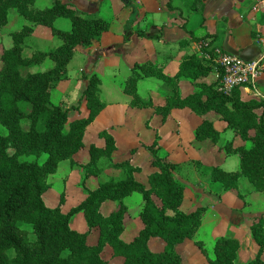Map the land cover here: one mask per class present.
Here are the masks:
<instances>
[{"label":"trees","instance_id":"trees-1","mask_svg":"<svg viewBox=\"0 0 264 264\" xmlns=\"http://www.w3.org/2000/svg\"><path fill=\"white\" fill-rule=\"evenodd\" d=\"M35 1L0 0V29L7 23L10 9L26 22L18 33L12 34L11 46L0 54V125L4 129L0 133V264H108L101 256L106 245L111 247L113 256L123 257L122 264H181L174 246L193 238L205 209L198 207L188 213L180 209L184 186L173 174L177 165L158 154L157 135L150 145H142L150 155L151 166L156 168L148 174L147 185L134 177L141 168L126 159L110 163L123 170L122 179H108L87 189L85 198L67 212L61 210L63 192L55 205L45 202L44 194L51 185L48 178L56 173L61 161L74 164L73 156L83 148L87 127L105 106L99 96L100 78L94 73L82 77L87 81L81 94L88 111L84 117L69 119V111L78 107L53 104L51 89L66 78L67 64L76 47L91 45L109 29V23L99 17L83 16L70 0H52L50 6L42 9L32 7ZM58 18L70 21L69 31L54 26ZM35 26L48 28L60 43L48 52L35 50L27 56L22 53L23 41ZM138 35L145 36L140 31ZM46 58L53 63L50 69L29 71ZM211 69L195 52L183 58L171 77L150 61L135 63L125 79L124 92L131 96L132 107H152L161 122L173 108H188L202 117L208 113L218 115L234 137L249 146L227 143L225 152L237 153L239 169L225 171L213 166L211 180L219 182L224 190H234L239 176H244L254 190L264 193V101L243 100L238 88L224 95L218 90V79L210 83L203 80ZM142 76L162 79L173 87L163 104L154 106L150 98L137 93V81ZM179 77L191 79L193 92L182 96L175 90ZM219 134L213 121L205 117L195 129L198 141L210 139L215 143ZM98 136L104 139V146L89 144V159L84 164L86 177L99 174V160L110 159L116 149L114 137L106 130ZM133 192L142 198V227L131 240L124 241L121 235L128 207L123 199ZM106 200L116 206L105 215L101 205ZM78 213L83 215L86 231L70 226L71 218ZM93 228L98 232L96 242L91 244L87 237ZM251 235L258 251L245 264H264L260 258L264 250V217L253 222ZM151 238L162 239L163 250L152 251L148 246ZM195 244L209 264H234L239 248L237 239L219 237L213 256L208 257L201 241Z\"/></svg>","mask_w":264,"mask_h":264},{"label":"crops","instance_id":"crops-1","mask_svg":"<svg viewBox=\"0 0 264 264\" xmlns=\"http://www.w3.org/2000/svg\"><path fill=\"white\" fill-rule=\"evenodd\" d=\"M135 1L138 4H136V9L139 20L132 23L129 29H126L127 31L124 30L129 23L130 10L125 8L123 4H121L122 6L118 5L120 7H117L113 16L119 19L122 28L115 32L108 20L100 16H94L95 14H91V12H85L76 4V0H70L82 15L99 17L109 23V29L95 39L91 45L85 48L77 46L75 50L74 56L81 54L83 61L86 63L85 65H88L87 71L89 72L90 70L88 75L94 73L100 78L99 96L105 106L87 127L83 136V148L73 156V165L78 162L76 156L85 152L87 153L85 162L88 161L89 144L93 143L99 147L104 146V139L98 137V134L106 130L115 139L116 149L111 155L113 163L127 159L131 165L139 166L141 170L135 172L134 177L139 182L147 185L144 181L139 180L137 175L145 172L147 173L146 176H148L156 168L151 166L150 155L142 145H150L157 135L158 154L165 156L169 161L177 165L173 170V174L184 186L180 209L186 213L194 211L198 207L205 209L201 224L193 238L185 239L182 243L174 246L175 251L181 257V264H209L207 257L201 252L195 241H201L208 257H212L214 243L219 237L238 240L239 248L234 264H245L253 259L258 251V244L251 235V225L259 218L264 217V193L254 190L252 184L244 176H239L236 189L224 190L219 182L211 180L210 171L202 174V170H204L202 166H200L201 169L198 171L196 168L189 167L190 164L186 165V163L195 161L201 163L204 167L218 166L225 171H236L239 169L237 153H222L217 156L212 152V146L215 143L211 142L210 139L198 141L195 138V129L204 117L213 121L215 129L220 134L226 128V123L221 119L214 120L209 115L210 113L202 117L188 108L171 109L165 120L161 122L160 116L154 113L152 107H132L129 104L131 96L124 92V86L125 79L130 74L131 68L135 63L150 61L153 65L159 67L165 76H174L183 58L193 53L195 43L203 38H212L225 50L244 58L258 56L260 44L256 40L257 36L254 37L252 32H264V10L260 11L259 7L258 9L256 8L255 12L253 11L252 5L255 0H202V5L197 11L192 9L195 7L193 0ZM135 1L133 2L134 4ZM87 2L91 3L92 13L99 12L98 4L100 3L97 0H87ZM119 9L124 11V13L119 14ZM60 19L55 20L54 26ZM139 31L143 32L145 36H139ZM195 31H201L202 34L195 36ZM125 34L128 35L127 39L124 38ZM72 62L73 59L67 64L66 78L59 81L51 89L50 93L51 97L52 92L57 90L63 97L68 99L69 90L74 86L77 88L78 93L75 102L62 100L59 102L65 107H78V109L69 111V119L84 117L88 112L85 101L81 99V94L87 81L84 79H73L70 72H68ZM121 63L124 65L123 69L125 72L123 71V73L119 70V68H122ZM38 65H35V67ZM74 76L76 78L77 74H74ZM216 79V71L212 67L209 75L203 80L210 83ZM136 88L137 93L143 98H150L154 106L163 104L165 97L173 92L171 85L153 76H142L137 81ZM175 90L182 96L193 92L194 87L191 79L179 77ZM102 93L107 97L106 100L101 96ZM240 93L243 100L264 101V76L258 80L254 87L248 89V91L242 89ZM77 101L80 102L78 103ZM137 121H139L140 127L134 129L133 125ZM218 124H222V127H220L222 128L221 131ZM129 134L134 137V144L121 152L119 141L127 138ZM145 135L146 138H144ZM236 139L240 140V143L236 146H247V143L243 142L239 137ZM204 145L207 146L209 151L206 154L201 151V147ZM118 157L120 158L116 159ZM141 158L145 159L143 164L139 162ZM67 165L72 167L69 161ZM207 170L209 169L207 168ZM73 171H76V168ZM92 176L93 179L96 178V176ZM50 178H48L49 183L51 182ZM101 182L103 181L100 180L96 183L95 187ZM95 187L89 189H94ZM238 193L241 195L240 197ZM134 194L136 193L133 192L125 197V201L126 198ZM85 196H83L82 200ZM72 206L75 205L62 204L61 210L67 212ZM115 206V202L106 200L101 205V212L106 215L114 210ZM139 212H137L138 215H136L135 219L131 215V223L128 224L126 218L130 211L127 209L123 220L124 230L121 235L124 241L131 240L142 227ZM78 215H81L82 219L75 220L77 221L76 227H85V229L77 231H86L87 225L81 213L74 215L71 220ZM73 229L76 230V228ZM92 232L96 233V239L93 242L95 243L97 240V228L91 230L87 241ZM164 245V241L160 238H151L148 242L149 248L156 252L163 250ZM101 256L108 264H122L123 262V257L113 256L112 249L108 245L104 247ZM260 258L264 262V250Z\"/></svg>","mask_w":264,"mask_h":264},{"label":"rangeland","instance_id":"rangeland-1","mask_svg":"<svg viewBox=\"0 0 264 264\" xmlns=\"http://www.w3.org/2000/svg\"><path fill=\"white\" fill-rule=\"evenodd\" d=\"M97 1H98V3H100V4H98L99 5V12L98 13H92L91 10L93 8L91 6V3H88L87 0H76V4L81 9H83L85 12H87V13L91 12V14H95L94 16H100V17L108 20L111 24V27H113V31H115V32L119 31L120 28H122V25L120 24L119 19L116 18L115 16H113L114 11L117 9V7L122 6L121 4H123V6L125 8H128L130 10L129 23L126 25L124 30H126V29L128 30L132 23L137 22L139 20L138 11L136 9V6L138 4L136 3L135 0H131L132 3H131V1L125 2V0H97ZM134 1H135V4L133 3ZM138 2H139V0H138ZM51 4H52V0H36L32 7L34 9H40V8L42 9V8L50 6ZM118 5H120V6H118ZM201 5H202V0H196L195 7L192 9L197 11L201 7ZM259 7H260V11L264 10V5L261 4L260 1L255 0V2L252 5L253 11L255 12L256 8L258 9ZM118 11H119V14L124 13V11H121L120 9ZM83 16L86 17V15H84V14H83ZM25 23L26 22L24 21V19L14 9L9 10L8 21L0 29V54H1V51L3 48H7V47L11 46L12 34L18 33ZM69 25H70V21L67 18H61L58 22H56L55 27L58 29H61V30H68L69 31L70 30ZM194 34H195V36H199L202 34V32L201 31H195ZM252 35L254 37L257 35L263 36L264 32L261 33L258 31L257 32L253 31ZM23 43H24V48L22 50V53L24 55L30 56L31 53L35 50L36 51L41 50V51H45V52L53 50L55 47H57L59 45L60 41L56 36H54V35L52 36V34L48 28L35 26L32 30V33L29 36H26L24 38ZM82 47L85 48L87 46H82ZM193 51L195 53H198V51L195 48ZM79 53H81V51H79ZM72 59H73V62L70 64L68 72H70V75H72L73 79L81 80L84 75H88L90 72V70H89V72L87 71L88 65H85L86 63H85V61H83L81 54H77V56H74ZM121 65H122V68L121 69L119 68V70L121 71V73H123L124 65H123V63H121ZM0 66H1V59H0ZM52 66H53L52 61L49 58H46L38 66H36V67L32 66L30 69L29 68L28 69H29V71L34 72V71L46 70ZM108 68L110 69V67H108ZM74 74H77L76 78H75ZM104 83L106 84V82H104ZM77 93H78L77 88L75 86L72 87V89L69 90V93H68L69 97H68V99H66V97H63V95L60 94L59 92H57V90H56L55 92H52L51 101L53 104L54 103L59 104V102H61V100L65 101V102H75V100L77 99ZM101 96L106 100L107 97L104 95V93H102ZM77 102L79 103L80 101H77ZM209 115L211 117H213L214 120L219 119L218 115H215L213 113H210ZM99 123L103 124L102 122H99ZM218 125H219V128L222 127L221 126L222 124H218ZM137 127H140L139 121H137L133 125L134 129H136ZM221 129L222 128H220L219 130L221 131ZM3 132H4V129L0 125V133H3ZM221 132L223 134L221 133L219 135L218 140L212 146V152H213V154L215 153V155H217V156L221 155L222 153H224V154L226 153L225 147H226L227 143H230L233 146H236L238 143H240V140L236 139L238 137H234L233 131L231 129L224 128L223 131H221ZM144 138H146V135ZM133 144H134V137L132 136V134H129L127 138H124L122 141L121 140L119 141L120 151L123 152V150H126L127 147L133 146ZM248 145H249V143H247V146ZM201 151H203L204 154H206L208 151L207 146L204 145L203 147H201ZM86 157H87L86 152L77 155L76 159L78 162H76L75 165H72V167H68V165H67L69 160H63L59 163L56 173L53 174L52 176H50L51 177L50 183L52 185L44 194L45 201L48 205H54L57 203V200H59V197L61 195V191H63V201H64L63 205L65 203L68 206L76 205L82 200L83 196L86 195L87 189L95 187L96 183H98L100 180L103 182H104V180L106 181L109 178L118 180L124 176L122 170H116L110 166V163L113 162L111 158L110 159L102 158L99 160V163H98V167L99 166L101 167V172L99 173L101 175H99V174L94 175V176H96V178H94V179H93L92 175L86 177L85 176V168H84V164L86 163L85 161L87 160ZM29 158L31 159L32 157H29ZM119 158L120 157H118L116 159H119ZM139 162L141 164H143L145 162V159L141 158ZM187 164H190L189 167L198 169V171L201 169L200 166H202V169H204V170H202V174H206L211 169L208 166L204 167L203 165H201V163L195 162V161H191V163H186V165ZM75 168H76V171H73ZM207 168L209 170H207ZM146 175H147V173L141 172L137 175V178L139 180L144 181V183L147 184V181H146L147 176ZM135 193L136 194H134L133 196L126 198V201H125V199H123V202L125 201L126 205L128 206V210L130 211V214H128V216L126 218L128 224L131 223L130 222L131 215L135 219L136 215H138L137 212L140 211L141 207H142L141 195L137 192H135ZM76 219L80 220V219H82V216L78 215V216L74 217L70 221V226L72 228H76V230H81V231L84 230L85 227L84 228H82L80 226L76 227V224H77V221H75ZM82 221H84V220H82ZM131 225H133V224H131ZM22 226H24L26 228H30V226H28V225H22ZM95 239H96V233L92 232V234H90V236H89L88 241H89V243H93L95 241Z\"/></svg>","mask_w":264,"mask_h":264},{"label":"built area","instance_id":"built-area-1","mask_svg":"<svg viewBox=\"0 0 264 264\" xmlns=\"http://www.w3.org/2000/svg\"><path fill=\"white\" fill-rule=\"evenodd\" d=\"M264 5V0H258ZM260 44L258 56L244 58L225 50L212 38H203L194 45L198 54L216 71L218 90L229 95L234 88L247 90L254 87L264 76V35H257Z\"/></svg>","mask_w":264,"mask_h":264}]
</instances>
